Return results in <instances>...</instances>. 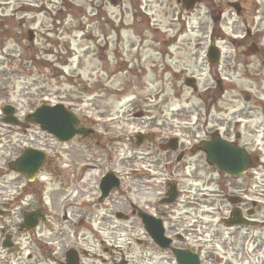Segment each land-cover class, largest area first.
Returning <instances> with one entry per match:
<instances>
[{"label": "rangeland", "instance_id": "obj_1", "mask_svg": "<svg viewBox=\"0 0 264 264\" xmlns=\"http://www.w3.org/2000/svg\"><path fill=\"white\" fill-rule=\"evenodd\" d=\"M206 3L199 4L204 12ZM180 12L181 6L176 0H124L117 4L112 0H0V112L3 104L10 103L17 107L22 118L41 102H62L98 119L100 124L96 128L99 131L109 128L112 137L118 132L119 137H124L121 142L114 140L107 149L87 138L62 144L37 125L24 130L5 123L4 114H0V193L10 196L16 191H30L26 178L10 170L9 162L29 146L41 148L48 152L49 161L40 171L39 179L47 188L46 206L53 215L52 225H41L31 235L19 233L18 225L28 209L25 202L30 199L24 197L23 205L9 219L0 221V252L10 222L14 239L18 241L30 238L83 242L84 239L89 246L86 251L100 253L107 249L126 263L131 261V252L138 250L134 246L135 239H149L140 219L131 214L132 202L137 201L138 207L156 214L165 210L163 206L146 205L139 197L162 195L163 178H168L161 174L150 182H134L132 171L137 165L142 167V163L137 164L136 157H146L150 152L148 144L138 148L130 137L158 118V123L166 127L161 132L163 136L171 133L168 128H173L172 132L178 133L180 138L185 137L184 143L190 146L200 138L198 126L204 118L200 111L201 95L206 91L211 94L216 86L207 63L206 48L200 51L199 62L204 64L205 71L203 76L200 73L197 77L198 92L185 86L186 74L180 81L169 73L165 75L160 61L157 72L152 69L151 58L155 55L152 48L156 39L164 46L172 42L166 48L173 58H166V61L168 59L174 71H184L186 63L187 66L193 64L190 54L195 51L191 48L196 44V32L190 30L189 35L182 32L199 25L197 10L189 11L188 16L184 12L181 17ZM215 16H206L207 26L204 27L208 29H204V46L218 30ZM236 18L234 16L233 20ZM233 20L228 22L233 23ZM227 26V23L223 26V32L229 37ZM29 29L34 31V42L28 39ZM153 29L157 31L152 33ZM175 43L187 45L188 51L180 50ZM220 68L223 69V61ZM232 79L233 92L243 104L240 91L248 87L247 80L242 72ZM138 110L145 111V118L134 116ZM212 117L210 115V120ZM195 133L197 137L192 139ZM107 156H118L121 161L114 163L112 157V161L109 159V163L104 164L102 159ZM202 156H194L191 165L187 160L183 163L190 167L185 176L181 174L177 178L181 195L173 209L170 207L174 210V218L172 223L166 222L168 234L177 239L176 245L199 252L202 264H264V226L228 228L223 224L224 217L234 206L226 198L229 195L244 198L247 208H253L251 201H257L254 218L264 221V163L258 164L260 173L253 179L241 177L235 181L237 187L229 191L231 194L225 192L223 197L220 193L217 197L214 192L218 170L208 165ZM147 162L143 163L146 167ZM83 163L89 165L88 176L81 184H73L72 174ZM109 167L123 175L122 186L114 192L108 210L106 206L91 207L89 201L96 195V179ZM243 188H247V195L242 194ZM3 189L6 191L2 192ZM127 189L134 191L127 194ZM51 192L59 193L54 205L47 196ZM64 192L70 194L71 200L63 197ZM82 197L88 200L89 206L79 205L75 209L77 214H72L74 207L70 205L80 203ZM117 212L129 213L131 218L121 221L116 217ZM92 213L100 214L102 221L80 224L84 215ZM52 227L60 233L53 236ZM178 234L183 236L179 238ZM150 250L161 253L153 247ZM28 251L27 243L21 254ZM153 264L177 263L174 254L165 252L157 256Z\"/></svg>", "mask_w": 264, "mask_h": 264}, {"label": "flooded vegetation", "instance_id": "obj_2", "mask_svg": "<svg viewBox=\"0 0 264 264\" xmlns=\"http://www.w3.org/2000/svg\"><path fill=\"white\" fill-rule=\"evenodd\" d=\"M203 2H207L205 4V12L200 6ZM176 3L181 6V12L179 13L180 17L184 12L188 16L189 11L197 10L196 17L199 19V25L196 28L191 27V29L183 30L182 32L188 35L190 30L193 31L194 34L196 32L194 36L196 44L191 48L195 51L190 54L193 64L187 66L186 63V70L184 71H174L172 69V64L168 63V59H172L173 55L166 48L168 45H172V42L170 44H165L167 46H164V43H160V40L156 39L154 48H152L153 54L156 55L151 58V66L154 65L152 69L157 72L159 67L156 66L160 61V67L163 65L161 68L165 75L166 73H169L180 81L183 75L186 74L183 78L184 81H186L187 78L192 77L197 84V77L200 73L203 76L205 71L204 64L199 62L201 52H203V50L205 51L204 48L208 50L210 46V44L205 46L203 44L204 29L206 31L208 29V27H204L207 26L206 16L210 15L213 17L216 15V21L218 22L217 26L219 27L212 38V43L216 44L221 50L220 59L223 61V69L220 68V64L216 66L208 64L213 72L216 86L215 89L211 91V94H208L206 91L203 94L204 96L201 95V103L203 107L201 106L200 111L201 116H204V118L203 122L198 126L201 138L199 142L214 138L216 139L215 142L218 144L225 142L226 144L238 145L245 149H250L251 156L255 158L256 162H258L260 156L255 148L264 147V0H197L191 10L187 9L188 3H185V0H176ZM234 16L237 17L235 20H233ZM189 19H191L190 16ZM231 19L233 20V23L228 22L231 21ZM226 23L228 29L230 28V38L225 32H223V26H226ZM154 31L157 30L154 29ZM180 35L181 34L177 36V39L175 38V42H177ZM227 41H229V43H226ZM162 44L164 46L163 49ZM157 46L159 47L156 48ZM175 46H178V44L175 43ZM178 47L180 50L188 51L187 45H179ZM166 58H168L167 61ZM239 72H242L243 77L247 80L246 84L250 88L249 89L246 86L240 91L243 104L238 102L240 98H238L235 92H233L235 86L232 83V78ZM154 75H156V73H154ZM136 114L138 115V118H145V112ZM210 115L213 116L211 120ZM157 119L149 121L152 126H147L148 124H146L143 130L146 131L147 129L150 130L153 127H157L156 130L164 131L166 128L165 125L159 124V119ZM171 129L173 128H168L167 131L172 132ZM110 135L111 129L107 128L106 131L102 133H94L91 137L99 138L95 141L97 145L100 143L103 145H109ZM142 137L143 140L141 145L148 144V150L150 152L146 157H136L137 164L142 163V168H147L142 169L137 165L136 173H145V175L137 177L139 182L141 181L142 183L146 182V180H149L150 182L154 177L156 178V176L158 177V175L161 174H165V177H172L176 173H179L181 168H186L183 164L184 161L187 160L189 165H191L190 163H192V161L190 160L193 159L197 153H201L204 156L203 151L198 150L195 152L193 146H186L184 143L186 140L185 137H182L181 140L177 141H173L171 138L172 136L168 137L167 135L163 136L162 134H154L149 139H147L145 135H142ZM196 137V133L193 137L191 135L192 139H195ZM112 142L113 140L111 143ZM113 158L114 160L112 161ZM113 158H110V161L118 163V160H115V157ZM102 160H104V164L109 163L107 157H103ZM146 161H148L147 167L143 164ZM218 173L219 176L223 174L221 171H218ZM248 174L251 175V173ZM223 176L228 178L226 175ZM36 183L40 186V182L37 180L34 183L29 184L30 187L28 188L31 193L16 191V193L10 194V196L0 193V208L3 209L0 210V221L3 219H9V217L13 215L12 212H15L21 207V205H23L24 197L30 198L25 202L28 207L27 210H37L42 208L43 211H47L44 205V203L46 204V200L44 201V198L40 199L39 197L38 191H40V188L33 187ZM235 187L236 184L234 182L231 180L226 181L222 192L226 190L230 191L231 189H235ZM94 190L99 194L100 191L98 188H95ZM4 191L6 190L3 189L2 192ZM58 194L59 193L56 192L49 193L48 198L50 202L52 201L53 205L55 197ZM86 195L87 194L84 196ZM64 196L66 199L70 198L69 194L66 192H64L63 197ZM151 196L156 197L155 194H151L150 197ZM71 197L74 198L75 196ZM162 198L163 196L160 197L159 202L162 201ZM111 199L112 196L109 200ZM69 200H71V198ZM245 203L242 204L244 207L243 209L241 208L242 211H248L246 210ZM71 204L73 203L71 202ZM89 204L91 207L101 208L103 202L99 203L98 199H96L95 203L93 199H90ZM158 204L160 205V203ZM79 205H86L88 207V200H86L85 197H82L80 203L78 202L76 205H70V208L74 207L71 211L72 214H77L75 209L78 208ZM108 209V207L105 208V210ZM138 209H135L134 213H136V217L143 222L138 215V213H140L138 212ZM168 216V212L164 210L158 211V217H160L163 222L168 219ZM126 220H129V217H127ZM101 221L102 217L100 214L96 213L95 215L92 213L89 216L84 215V217L80 219V224H85L86 222L100 223ZM9 225L10 227L6 229L12 233V222H10ZM6 229H3V232H6ZM32 232H35V230L25 231V233L28 234ZM51 232L54 234L53 236L60 233L59 230ZM14 240L17 239L13 238L12 233V239H10V242H14ZM21 241L24 245H27V243L29 244L30 251L23 253L22 258L18 262H12L10 256L7 255L8 252H0V264H153L157 256H160L165 252H170V254L174 253L173 239L167 247L158 245L154 239H135L134 246L137 247L138 250L135 249L134 252H131L133 253V256L128 263L124 260L118 259L114 253L108 252L107 249L100 253L86 251V246H88V244L84 239L82 240L83 242L77 241V239L30 238ZM148 243H151L152 245L148 246ZM150 247L158 249L161 253L157 254L156 252H151ZM176 247L185 248L180 245H177Z\"/></svg>", "mask_w": 264, "mask_h": 264}, {"label": "water", "instance_id": "obj_3", "mask_svg": "<svg viewBox=\"0 0 264 264\" xmlns=\"http://www.w3.org/2000/svg\"><path fill=\"white\" fill-rule=\"evenodd\" d=\"M191 1L194 2V0ZM217 54V49L215 47H210L208 52L209 60L211 62H215ZM187 84L194 86V84L189 81ZM5 111L8 113L6 121L17 123L15 117L13 116L14 108L8 106L5 107ZM26 119L35 123H40L42 129L54 134L61 141H69L73 139L77 133L82 132L80 129L78 130L75 128V126L80 125L77 117L61 104L54 106L42 104L38 106L33 113H30ZM201 146L208 152V161L212 164H218L225 172L239 175L242 174L250 164V158L248 155L243 150L235 148L230 144H218L212 140L202 143ZM227 156L230 157L231 163H229V161H224ZM45 160L46 155L44 153L34 149H29L16 161L12 162L10 166L12 169L25 173L29 178H31V176H34V174L38 172L39 168L43 166ZM112 178L113 176L110 175L109 179L111 180ZM113 186L117 185L115 184ZM168 194L170 196L168 202H173L176 197V188L172 187ZM39 215L41 214L35 213L34 215H28L27 220L36 225L37 223L34 222ZM235 215L238 217L239 213H236ZM33 216L35 217L33 218ZM143 219L147 230L151 233L154 239L163 246L168 245V240H166L163 235L164 229L161 226V221L145 214L143 215ZM176 253L179 264H199L198 256L195 254L180 250H177Z\"/></svg>", "mask_w": 264, "mask_h": 264}]
</instances>
